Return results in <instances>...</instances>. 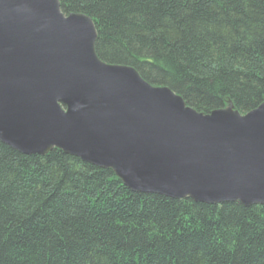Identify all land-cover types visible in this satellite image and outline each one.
<instances>
[{"label": "trees", "instance_id": "16d2710c", "mask_svg": "<svg viewBox=\"0 0 264 264\" xmlns=\"http://www.w3.org/2000/svg\"><path fill=\"white\" fill-rule=\"evenodd\" d=\"M105 63L198 112L264 101V0H59ZM0 264H264V204L133 192L112 170L0 142Z\"/></svg>", "mask_w": 264, "mask_h": 264}, {"label": "water", "instance_id": "95a60500", "mask_svg": "<svg viewBox=\"0 0 264 264\" xmlns=\"http://www.w3.org/2000/svg\"><path fill=\"white\" fill-rule=\"evenodd\" d=\"M92 19L59 0H0V142L110 169L133 192L264 204V101L196 111L96 54Z\"/></svg>", "mask_w": 264, "mask_h": 264}]
</instances>
